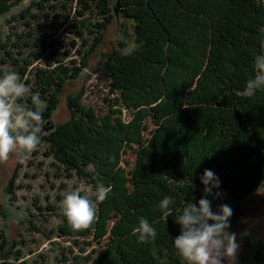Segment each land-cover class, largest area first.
<instances>
[{
    "label": "trees",
    "instance_id": "obj_1",
    "mask_svg": "<svg viewBox=\"0 0 264 264\" xmlns=\"http://www.w3.org/2000/svg\"><path fill=\"white\" fill-rule=\"evenodd\" d=\"M68 1L70 6L74 0ZM55 2L38 0L36 6L51 12ZM16 5L0 0V21ZM76 7L71 38H54L60 28L48 13L25 11L20 30L28 35L11 30L0 49V77L15 71L46 101L44 130L65 86L88 68L115 7L132 22L134 50L108 53L98 63L117 110L103 116L82 106L80 96L70 97V119L41 137L46 157L90 186L96 203L90 228L74 231L63 215L58 234L73 246L84 245L82 253L98 244L84 264H159L153 248L167 264H185L174 246L180 235L175 221L187 203L198 204L205 169L221 181L213 191L231 199L264 187V87L244 94L256 74L255 58L264 54V0H116L113 8L108 0H78ZM20 102L33 107L30 97ZM122 109L131 115L128 124L116 118ZM128 152L135 157L130 170L128 163L119 166ZM17 178L7 195L14 196ZM98 181L112 188L103 202L95 200ZM165 196L174 199L167 217L159 208ZM141 217L155 227L154 241L138 242L134 230ZM0 239L7 243L1 232Z\"/></svg>",
    "mask_w": 264,
    "mask_h": 264
},
{
    "label": "rangeland",
    "instance_id": "obj_2",
    "mask_svg": "<svg viewBox=\"0 0 264 264\" xmlns=\"http://www.w3.org/2000/svg\"><path fill=\"white\" fill-rule=\"evenodd\" d=\"M37 1L16 0L17 5L11 14L0 21V49L4 43L3 37L9 36V31L28 35L27 29L20 30L25 20L19 17L25 11H29V14H26L28 16L48 13L50 19L55 22L53 24L59 25L60 28L55 33L56 40L72 37L70 27L76 16L78 0H74L70 6L68 0H57L54 3L55 10L50 12L49 6H46L43 13L36 6ZM108 2L113 8L116 0ZM64 7L68 9L64 10ZM115 9L101 43L88 60V68L82 71L77 80L67 84L59 96L57 111L51 122L42 129L43 139L70 119V97L75 99L80 96L82 106H91L103 116L117 110L112 104L116 95L110 93V81L103 78L101 72H97L98 63L108 53L133 51L135 37L132 22L124 19L118 8ZM89 16L93 20L98 18L95 10ZM55 17L62 18L58 20ZM46 25L52 24L47 22ZM129 115L128 111L122 109L121 115L116 118L128 124L131 116ZM47 153L48 145L43 140L33 153L14 152L6 162H0V232L7 237L6 244L0 239V264H84L85 256L98 247V244L93 242L91 246L86 247L87 252L82 253L81 248L84 245L73 246L67 238L58 234L57 227L61 216L64 215L62 201L66 194L80 189L81 195L89 196L92 191L91 187L78 177L69 178V174L63 171L52 157H46ZM134 162L135 157L128 152L119 166L128 163L127 170H130ZM16 175L18 178L13 185L15 194L9 196L5 191ZM213 204L217 207L220 204H228L233 209L229 231L236 234L237 243L240 245L236 264H264V187L242 200L231 199L223 194ZM64 259H67L66 263L63 262Z\"/></svg>",
    "mask_w": 264,
    "mask_h": 264
},
{
    "label": "clouds",
    "instance_id": "obj_3",
    "mask_svg": "<svg viewBox=\"0 0 264 264\" xmlns=\"http://www.w3.org/2000/svg\"><path fill=\"white\" fill-rule=\"evenodd\" d=\"M254 63L256 74L247 81L244 93L249 96L264 87V54L257 55ZM24 97H30L33 107L20 102ZM45 107L46 101L39 93H33L15 71H7L0 77V162H6L14 152L31 154L38 148L42 143ZM200 182L204 190L198 204L187 203L175 221L180 226V235L174 239L175 249L187 264H225V261L236 264L240 245L236 234L229 231L233 209L228 204H220L213 210V199L223 195L213 191L220 189L221 181L212 170L205 169ZM111 191V186L98 181L95 200L103 202ZM173 204L174 199L168 196L160 201L159 208L164 216L171 215L170 205ZM62 205L67 222L74 231L90 228L97 218L96 203L89 196L81 195L80 189L66 194ZM135 233H139L138 242L143 243L157 237L155 227L143 217ZM152 256L159 264H167V259H161L155 248Z\"/></svg>",
    "mask_w": 264,
    "mask_h": 264
}]
</instances>
